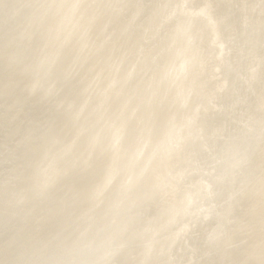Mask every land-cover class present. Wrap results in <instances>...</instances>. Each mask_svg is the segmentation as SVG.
Returning <instances> with one entry per match:
<instances>
[{
	"label": "bare ground",
	"instance_id": "1",
	"mask_svg": "<svg viewBox=\"0 0 264 264\" xmlns=\"http://www.w3.org/2000/svg\"><path fill=\"white\" fill-rule=\"evenodd\" d=\"M101 261L264 264V0H0V264Z\"/></svg>",
	"mask_w": 264,
	"mask_h": 264
},
{
	"label": "snow or ice",
	"instance_id": "2",
	"mask_svg": "<svg viewBox=\"0 0 264 264\" xmlns=\"http://www.w3.org/2000/svg\"><path fill=\"white\" fill-rule=\"evenodd\" d=\"M61 7L68 8L71 11H75L81 5L79 4H69L63 5ZM148 134L147 130L143 131H126L123 128H116L111 137L112 146L115 147L118 145L122 139L127 138L128 136H132L136 142V150L134 153L135 158H139L143 154L144 148L146 147L145 144V136ZM52 177L48 174V169L43 165H38L35 169L32 177L28 180L26 186L22 189V191L18 194L20 199H24L28 196H43L47 194L52 186ZM129 183L134 182L133 177L128 178ZM106 180L103 181L100 185L97 186L96 189L93 190V195H96L104 186ZM100 264H108L107 261H101Z\"/></svg>",
	"mask_w": 264,
	"mask_h": 264
}]
</instances>
